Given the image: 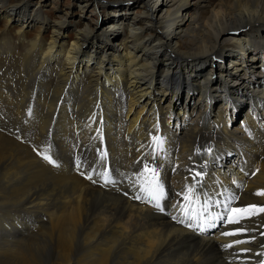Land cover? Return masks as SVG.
Segmentation results:
<instances>
[{
  "label": "bare ground",
  "instance_id": "6f19581e",
  "mask_svg": "<svg viewBox=\"0 0 264 264\" xmlns=\"http://www.w3.org/2000/svg\"><path fill=\"white\" fill-rule=\"evenodd\" d=\"M25 1L10 4L0 0L1 9L9 4L14 13L7 22L28 15ZM93 1L98 4L100 0ZM139 2L142 15L135 22L143 17L147 26L142 29L127 20L126 34L113 43L110 41L119 36L122 20L108 23L106 31L84 26L67 48L60 32L63 22L52 26L35 69L41 72V79L30 113L25 109L30 80L19 76V86L11 84V92L2 89L0 80V264H259L264 260V255H256L264 253V237L257 235L252 243L224 249L222 245L246 237L221 236V231L232 226L220 223L215 230L207 228L200 233L171 219L178 214L172 206L182 202L177 193L191 180L188 170L205 164L203 191L222 199L215 194L227 189L224 194L239 195L241 205L264 203V197L253 195L264 188V66L251 62L258 55L264 57V0ZM193 6L200 8L199 14L190 11ZM162 9L164 13L157 17ZM228 32L232 33L225 36ZM223 36L227 40L220 42ZM24 44L27 48L18 68L27 76L33 71L41 42L36 35ZM0 48L4 46L0 44ZM249 51L251 55L245 59ZM98 53V64L90 73L88 67ZM195 57L197 63L192 62ZM226 57L230 58L226 65L234 64L227 77L239 82L235 88L216 82L214 74H219L210 73L211 68L198 72L197 66L208 60L217 70ZM46 71L52 74L44 78ZM48 79L47 87L41 80ZM81 80L84 84L74 108L60 104ZM184 82L188 84L182 88ZM159 89L160 98L165 95L163 101L156 97ZM191 89L198 92L197 99L179 109L180 92L187 96ZM119 92L125 95L124 108L116 98ZM243 99L250 100L244 118L228 130L224 126L231 113L227 105ZM217 101L222 104L215 109ZM99 110L102 113L98 114ZM55 111V148L49 155L56 165L52 166L37 157L35 150L43 149L45 131ZM254 113L261 116L259 121L250 118ZM102 115L106 148L96 131ZM73 126L78 128L76 135ZM150 134L164 138L155 155ZM77 135L82 138L79 169L72 166V144ZM97 147L101 149L98 152ZM209 147L211 154L203 151ZM101 151L107 154L103 160ZM232 153L235 156L230 158ZM148 157L161 165L164 213L151 203L132 198L133 192L139 191L136 182L141 178L137 174ZM107 163L113 183L106 184L102 175L94 174L89 180L80 174H102ZM256 168L260 169L257 176H245ZM127 169H131L129 184L124 181ZM261 223L264 216L243 226L254 228ZM33 227L37 233L29 230ZM242 248L251 251L241 253Z\"/></svg>",
  "mask_w": 264,
  "mask_h": 264
},
{
  "label": "rangeland",
  "instance_id": "374dc122",
  "mask_svg": "<svg viewBox=\"0 0 264 264\" xmlns=\"http://www.w3.org/2000/svg\"><path fill=\"white\" fill-rule=\"evenodd\" d=\"M7 1H10V4H12L11 2L16 1V0H7ZM27 2H28L29 10L26 11V14H28V15H26V16L23 15V16H25V18L22 16H19V18L16 21H13L12 18L9 20V22H7V20H6L7 17H11V15H14V13H12V10H10L11 5L5 4V6L2 7V9L0 8V38H1L0 44H2L4 46V48H0V80L3 82L2 83V89L10 90V92L13 89L11 84H15L16 86H19V82H20L19 76H23V78H25L26 80L27 79L30 80L29 85L27 86V88H28V94L27 95L29 98L27 97L28 103L26 102V107H25V109L29 113H30V111H32V108H33L32 105H34L35 100H36V96H37V92H39L38 85L40 84V79H41V72H39L40 74H38L37 72H35L36 71L35 69L37 68L40 57L42 56L41 50H43V48L46 46L45 44L47 42H49V38L52 35V26L56 22H59V21L63 22L61 29H60V32L62 35V39L64 40L63 45L65 48H67L68 46H70V42L75 38L74 36H76L77 31L79 29L81 30L82 28H84V26H88L90 28V30H92V31H95L96 29H98L100 31L101 30L106 31L108 28V25H107L108 23L117 22V21L119 22L120 20H122L123 23L120 25V28L117 29L119 36H117V38H114L113 41H110V43L111 42L113 43L114 40H118L120 37H122L123 35L126 34V31L123 28H126L127 20L128 21L130 20L131 23H134L136 20V17L142 15V9L137 6L140 3L139 0H100L98 2V4L95 3L93 0H26L24 3L27 4ZM161 7L162 6L160 5L159 9ZM159 9H157V11ZM190 11L193 14L195 13V15H196V14H199L200 8L193 6V7H191ZM163 13H164V9H162L161 11H159L157 13V17ZM179 14L180 13L178 12V16H179ZM26 18H29V20H27ZM142 18L143 17H139V20H137V22H135V23H136V26L142 27V29H144V27L147 26V24L145 22L143 23ZM231 33L232 32H228L225 36H227L228 34L230 35ZM36 35H38V38L40 39L41 49H40V52H38V54L35 56V63H32V65H33L32 70L34 71V74L32 71L31 73H28L26 76L25 72L23 70H20V68H18V64H19L21 57L23 56V54L25 53V50L27 48L26 47L27 44H24V43H26L29 39L35 38ZM226 40H227V37L223 36L220 39V42L226 41ZM227 51H229V50H227ZM233 52L234 51L232 50L231 53H233ZM4 53H8L6 55L8 57L1 56ZM64 55L65 54L63 52L61 54V56H59V58H58L59 62L63 61L61 59H63ZM249 55H251V51H249L248 55L244 56V58L248 59ZM98 57H99V53H98L97 57H93L92 65L90 67H88V70L90 73L94 69H96L95 66L98 64V60H99ZM229 59H230L229 57H226L223 61L221 60L222 65L220 63H218L219 65H218L217 70L214 69V63L211 60H208L206 62V64L203 63L202 66H200V65L197 66L199 69L198 72H200V73L204 72L205 73V72L209 71V69L211 68L210 73L217 71V73L219 74L218 76H215V74H214V77H215L214 80L216 82L225 83L228 87L235 88L236 86H238L237 83H239V82H235L234 79H229V77H227V75L232 74L231 71H233V66H234L233 63H232L233 66L230 64L226 65V62H228ZM257 60H258V62H257ZM84 62H85V60H84ZM192 62L197 63L198 58L197 57L192 58ZM251 62H256V64L258 63L259 65L264 66L263 65L264 64V57L261 58V56L258 55L256 57V59H252ZM60 65H61V63L59 65H55V67L58 68V67H60ZM11 67H13V68H11ZM50 67H52V66H50ZM20 71L23 72L24 74L20 73ZM9 73H10V75H9ZM48 74L50 76V74H52L51 71H46L44 78H47ZM161 76L162 75H160V76L158 75V79L161 78ZM262 76L264 77V73H262ZM5 77L8 78L10 80V82L8 80H7L8 81L7 82ZM226 78H228V79H226ZM11 79H12V81H11ZM16 79H17V81H16ZM41 81L43 84L45 83L47 85V87H48V83L50 84L49 79L46 82L44 80H41ZM83 84H84L83 80L78 82L76 84V86L74 88H72V90H70V93L67 95V99L69 101L68 100L65 101V99H64V101H62L60 104H65L69 107H72V109H73L77 100H78V97L80 95L81 88H82ZM186 84H188V83L184 82V85L182 86V88L185 87ZM23 85H24V83H22L21 86H23ZM157 91L158 92H155L156 97L157 98L159 97L158 100L160 99V101H163L165 95L162 98H160L162 91H161V89H159ZM197 95H198V92H193L192 89H191V93L188 94L187 96H185L184 92L183 93L180 92V96L182 97V99L177 103V107L179 109H183L184 107H186L187 104H188L187 106L189 107V105L197 99ZM116 98H118L121 101V102L119 101V104H122L121 106H122V108H124V105H125L124 93H122V92L117 93ZM167 98H168V96H167ZM249 102H250L249 99H243L240 101L235 100V103H229L227 105V108H229L231 110V113L229 114L230 118H228V123L224 126H226L228 128V130L230 129V127L237 126L238 124H240L242 118H244V114L246 113L245 111L248 108L247 106L250 104ZM115 103H116V101H115ZM220 103L222 104L221 101L214 102V105H213V106H215L214 108L216 109ZM66 112H67L66 114L68 116L71 115V111L69 110V108L67 109ZM97 113L98 114L102 113V110H99V112L97 111ZM55 118H57V111H55L53 113L52 118L47 125V129L45 131V133L47 135V136L45 135L46 138L43 137L45 139V142H47V143L44 142L42 144L41 147H43V149L38 147V150H35V152L37 151V157H39L40 159H43V158H41L42 156L38 153L47 152V154H49V151L52 150V154H54L53 149L55 148V146H54L52 138L54 135H56L54 133L55 126H56V124H55L56 119ZM250 118L251 119L254 118L255 120L259 121V119H261V116H259V114L257 115L256 113H254V115ZM91 126H94V125L91 124ZM104 127H105V125H104L103 115H102V116L98 117L97 122H96V129L100 128L102 130V132L99 135L103 136V140H101L98 137V139L101 140L100 143H102V148H106L105 147L106 146V143H105L106 129ZM72 130H73V133L76 135L78 128L75 129L73 126ZM161 133H162V131H161ZM81 140H82V138H80V136L77 135L76 140L74 141L75 144H72V146L74 145L73 146L74 147L73 154H72V166H73V168L76 167V162H77L78 156L79 157L81 156L82 147H79V143L81 142ZM34 144H37V143L34 142ZM234 145H236V144H234ZM76 146H77V148H76ZM99 149H100V147L99 148L97 147L95 150L98 152ZM236 149H237V147H236ZM237 150L240 151L241 148H238ZM129 156H130V154H129ZM234 156H235V153L230 154V158H233ZM136 162H138L137 158H136ZM140 163H137L136 167H139ZM144 163L156 165L158 163V160L155 161L154 157L153 158L148 157L144 160ZM214 164H216V160H215ZM49 165H51V164H49ZM52 166H54V165L52 164ZM157 166L156 167L158 168V171L161 172V170H160L161 165L158 163ZM106 167H107V170L110 168L109 163H107ZM131 168H133V167H131ZM247 169L250 170V168H247ZM130 170L127 169L126 178L124 180L125 183H127V184H129V182L131 180L129 175H128V173L130 174ZM77 172L80 173L81 171H76L75 173H77ZM135 194H138V192L134 191L133 196H135ZM170 201L171 200H169V202ZM33 228L29 229V230H33V232L37 233L38 230L36 228H34V229ZM213 229L215 230L216 227H214ZM28 249H31V247Z\"/></svg>",
  "mask_w": 264,
  "mask_h": 264
},
{
  "label": "snow or ice",
  "instance_id": "6c2138e0",
  "mask_svg": "<svg viewBox=\"0 0 264 264\" xmlns=\"http://www.w3.org/2000/svg\"><path fill=\"white\" fill-rule=\"evenodd\" d=\"M158 128V125L154 126ZM98 135L102 132L100 128L96 129ZM151 141L155 145L153 148V154L161 148L164 144V138L160 135H152ZM99 138L103 140V136L99 135ZM200 148L196 149V153L199 154ZM204 152L211 154L212 149L205 148ZM42 158L48 161L50 164L56 165V160L47 152L38 153ZM100 159L103 160L107 155L105 152H99ZM191 159V157H189ZM83 161L77 160L76 167L79 169ZM204 166L199 169L193 167L189 169L191 177L190 182L185 183L180 193L177 196L180 197L182 202L174 204L172 207L177 210V215H172L171 219L181 225H185L190 229H198L200 233L206 231L207 228L216 227V221L225 227L232 226L230 230L221 231L220 235L223 237H240L244 236L245 239H234L232 243L222 245L224 249L233 248L234 245H244L252 243L259 237H264V223L259 224L258 227L248 228L243 226L245 222L251 221L258 216H264V203H247L239 204L240 196L235 193H227V189L224 193H216V197L222 196L223 198H214L212 194L203 191L202 184L206 175ZM175 171V169H173ZM241 171H244L241 169ZM260 172L259 168H256L251 173L245 172V176L255 177ZM85 176L86 179L92 180L94 174L102 175L104 182L113 183L107 169L100 173L89 172L85 175L84 172L80 173ZM138 179L136 183L139 184L138 194L132 198L136 201H145L151 203L160 213L166 211L165 206H162L161 201L165 199L164 185L160 180V172L156 167H151L148 163H144L143 168L137 174ZM188 181V177L185 178ZM95 183V181H93ZM235 184L236 181H233ZM135 186V185H134ZM243 187V186H241ZM127 195V193H125ZM256 197H264V188H258L253 193ZM216 209L217 211H213ZM255 233V234H253ZM264 247V244L261 245ZM241 253H248L251 251L249 248H242ZM257 256L264 255V253H256ZM239 259V255L236 256ZM259 264H264V260H261Z\"/></svg>",
  "mask_w": 264,
  "mask_h": 264
}]
</instances>
